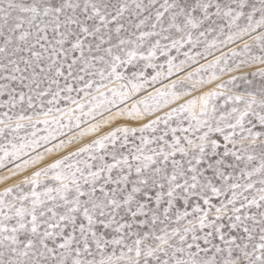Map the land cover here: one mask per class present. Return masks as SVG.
Returning a JSON list of instances; mask_svg holds the SVG:
<instances>
[{
  "label": "snow or ice",
  "instance_id": "6c2138e0",
  "mask_svg": "<svg viewBox=\"0 0 264 264\" xmlns=\"http://www.w3.org/2000/svg\"><path fill=\"white\" fill-rule=\"evenodd\" d=\"M0 264H264V0H0Z\"/></svg>",
  "mask_w": 264,
  "mask_h": 264
}]
</instances>
